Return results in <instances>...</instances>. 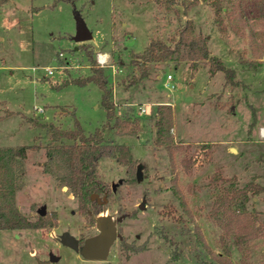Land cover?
Masks as SVG:
<instances>
[{"label":"rangeland","instance_id":"rangeland-1","mask_svg":"<svg viewBox=\"0 0 264 264\" xmlns=\"http://www.w3.org/2000/svg\"><path fill=\"white\" fill-rule=\"evenodd\" d=\"M240 1L244 17L229 19L223 0L222 30L212 0H0V145H40L18 158L23 187L17 203L31 219L43 205L46 214L57 215L54 226L0 228V264H40L52 255L58 257L52 264H210L204 241L229 253L234 264H264V232L238 246V205L225 202L213 210L232 187L228 178L234 177L235 187L251 180L264 184V0ZM79 13L93 32L84 42L97 60L99 52L108 55L103 67L118 112L130 106L138 118L131 133L106 128L108 141L131 145L142 174L133 179L116 158L100 160L99 177L115 184L104 215L121 217V236L106 259H88L60 241L65 231L84 240L100 225L80 211L47 153L50 143L70 141L54 140L53 133L56 127H74L75 116L88 131L107 120L99 85L73 80L91 72L83 42L74 39ZM200 33L211 54L236 69L235 83H228L222 70L212 74L207 59L194 60L187 44L170 59L151 62L150 74L130 83L138 74L134 53L152 39L175 46L182 36ZM47 66H54V73ZM168 73L173 89L165 83ZM159 103L173 107L172 152L155 141ZM248 208L264 228V192Z\"/></svg>","mask_w":264,"mask_h":264},{"label":"trees","instance_id":"trees-1","mask_svg":"<svg viewBox=\"0 0 264 264\" xmlns=\"http://www.w3.org/2000/svg\"><path fill=\"white\" fill-rule=\"evenodd\" d=\"M174 4L176 0H168ZM216 13V20L220 23L222 30L226 28L225 17L221 11L223 0H212ZM228 7L224 10L227 18L244 17V9L240 0H227ZM239 8V12L236 9ZM182 44H187L190 56L198 61L207 59L210 62V71L215 74L219 70L225 72L227 82L235 83L236 69L227 65L226 61L218 55L210 52L207 36L200 33L195 37L182 36L175 44L170 45L163 39H152L144 50L135 52L133 64L138 70L134 74L131 84H136L150 74L151 62L166 61L178 51ZM88 54L91 72L83 77H76V83L86 84L95 82L102 90V105L106 111L107 120L93 131H88L81 121L75 116L74 127L64 129L56 127L53 133L54 140L69 139V142L61 141L50 143L47 149L50 166L56 164L62 182L69 187L79 200V209L96 219L106 212L107 198L114 189L98 175L100 160L104 157H114L127 166L128 174L137 178V160L134 158L131 145L127 142L108 141L106 128L119 127L120 132L131 133L136 131L135 126L138 118H134L132 107H128L123 113L118 112V105L113 97V89L109 85V77L105 67L101 66L95 57L94 51L90 49V43L83 42L80 45ZM196 63H194L195 65ZM148 117H151L149 115ZM173 107L171 103H159L155 110V141L159 145H165L172 152ZM38 148L36 144L0 145V228L21 230L25 228H44L57 224L56 212L45 215L39 214L36 219H31L24 214L17 203V191L23 187L17 175L18 158H25L29 148ZM232 187L216 201L214 211H218L223 203L237 204L239 232L235 235L238 246L260 237L264 228L259 221L258 214L248 208V202L262 192L264 184L251 180L241 187L233 185L234 177L228 178ZM174 188L177 193V175L173 177ZM181 197V195H179ZM183 200V199H182ZM187 209V207L185 206ZM188 212L189 209H187ZM54 214V216H52ZM181 218V217H180ZM229 229V228H227ZM200 239L203 234L198 225ZM208 248L212 261L210 264H234L229 253L217 252L203 242ZM55 263V262H53ZM108 264V263H107Z\"/></svg>","mask_w":264,"mask_h":264},{"label":"water","instance_id":"water-1","mask_svg":"<svg viewBox=\"0 0 264 264\" xmlns=\"http://www.w3.org/2000/svg\"><path fill=\"white\" fill-rule=\"evenodd\" d=\"M93 38V32L87 25L85 19L79 13L77 16V29L74 35V39L79 42H84ZM234 150L237 148L233 147ZM137 178L141 179V166L137 168ZM122 182V179L120 180ZM115 187V184H113ZM67 188V186H65ZM143 208L144 205L142 204ZM39 212L44 215L46 214V206L43 205ZM100 225V231L94 235L87 237L82 245H80L79 239L71 232L65 231L61 234V241L80 251L82 255L88 259H106L110 253L111 246L115 240L121 236L118 231L117 221L121 219H114L111 215H99L97 217ZM58 261V257L52 255L50 260H40V264H51L52 262Z\"/></svg>","mask_w":264,"mask_h":264},{"label":"built area","instance_id":"built-area-1","mask_svg":"<svg viewBox=\"0 0 264 264\" xmlns=\"http://www.w3.org/2000/svg\"><path fill=\"white\" fill-rule=\"evenodd\" d=\"M60 55H63V52H60ZM98 61L102 66H105L107 63H109V58L107 53L104 52H99L98 53ZM54 66H47L46 70L48 71V73L52 74L54 73ZM174 76L172 73H168L167 77H166V86L170 87L171 89L175 88V83L173 82ZM141 107V111L142 112H149V109L146 106H140ZM40 109L42 110L43 108L40 107Z\"/></svg>","mask_w":264,"mask_h":264},{"label":"flooded vegetation","instance_id":"flooded-vegetation-1","mask_svg":"<svg viewBox=\"0 0 264 264\" xmlns=\"http://www.w3.org/2000/svg\"><path fill=\"white\" fill-rule=\"evenodd\" d=\"M113 187H114V186H113ZM114 189H115V187H114ZM114 189H113V190H114ZM39 213H40V212H39ZM105 213H106V212H105ZM105 213H104V214H105ZM40 214H41V213H40ZM44 215H45V214H44ZM114 219H118V218H114ZM118 221H119V220H118ZM118 221H117V227H118ZM69 232H70V231H69ZM60 236H61V235H60ZM88 237H89V236H88ZM77 238H78V237H77ZM86 238H87V237H86ZM86 238H85V239H86ZM78 239H79L80 245H82V244L84 243V241H85V239H84V240H81L80 238H78ZM60 241H61V237H60ZM61 242H62V241H61ZM62 243H63V242H62ZM63 244H64V243H63ZM64 245H66V244H64ZM67 246H68V245H67ZM69 247H70V246H69ZM71 248H72V247H71ZM73 249H74V248H73ZM76 251H77V250H76ZM55 262H56V261H55ZM52 263H53V262H52ZM52 263H51V264H52Z\"/></svg>","mask_w":264,"mask_h":264},{"label":"bare ground","instance_id":"bare-ground-1","mask_svg":"<svg viewBox=\"0 0 264 264\" xmlns=\"http://www.w3.org/2000/svg\"><path fill=\"white\" fill-rule=\"evenodd\" d=\"M262 131H263V129H262Z\"/></svg>","mask_w":264,"mask_h":264},{"label":"crops","instance_id":"crops-1","mask_svg":"<svg viewBox=\"0 0 264 264\" xmlns=\"http://www.w3.org/2000/svg\"><path fill=\"white\" fill-rule=\"evenodd\" d=\"M4 38V37H3Z\"/></svg>","mask_w":264,"mask_h":264}]
</instances>
